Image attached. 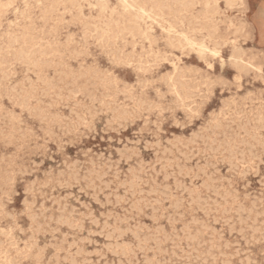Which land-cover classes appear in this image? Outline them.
<instances>
[{"label":"rangeland","instance_id":"rangeland-1","mask_svg":"<svg viewBox=\"0 0 264 264\" xmlns=\"http://www.w3.org/2000/svg\"><path fill=\"white\" fill-rule=\"evenodd\" d=\"M163 1L0 0V264H264V0Z\"/></svg>","mask_w":264,"mask_h":264},{"label":"bare ground","instance_id":"bare-ground-1","mask_svg":"<svg viewBox=\"0 0 264 264\" xmlns=\"http://www.w3.org/2000/svg\"><path fill=\"white\" fill-rule=\"evenodd\" d=\"M165 1H167V0H164L163 2H165ZM184 1V0H183ZM122 2H123V4H124V6H125V8L126 9H130V10H132V11H135L136 13H138V15H139V18H144V17H147V18H149V19H152L153 18V16H152V14H154V13H152V12H148V10L145 8V7H143V6H141L138 2H137V0H122ZM23 3V2H22ZM25 3V2H24ZM111 3V2H110ZM172 3V2H171ZM26 4V3H25ZM160 5V4H159ZM120 6V5H119ZM162 6H164V5H162ZM170 6H172V4L170 5ZM170 6L168 7V8H170ZM184 6H186L185 4H183V7ZM165 7V6H164ZM166 8V7H165ZM185 10V9H184ZM192 10V9H191ZM201 10V9H200ZM132 11H130V12H132ZM15 12H17L16 10H15ZM159 12V11H158ZM207 13V12H206ZM157 15V14H156ZM155 15V16H156ZM217 15V14H216ZM78 16V15H77ZM76 16V17H77ZM98 16V15H97ZM154 16V17H155ZM178 16V15H177ZM79 19V18H78ZM161 19V18H160ZM17 20V19H16ZM150 22V21H149ZM155 22V21H154ZM159 22V21H158ZM24 25V24H23ZM157 25V24H156ZM160 26V25H159ZM170 26V25H169ZM164 27V26H163ZM76 28V27H75ZM161 28V27H160ZM180 28V27H179ZM161 30V29H160ZM193 30V29H192ZM191 30V31H192ZM190 31V30H189ZM144 32V31H143ZM173 32V31H172ZM194 32H196V31H194ZM193 32V33H194ZM169 34V33H168ZM199 34V33H198ZM173 35H174V33H173ZM98 37V36H97ZM166 37V36H165ZM174 37V36H173ZM182 37V36H181ZM180 37V38H181ZM67 38H69V37H67ZM177 38V37H176ZM178 39H179V37H178ZM181 39H184V38H181ZM210 39V38H209ZM149 40V39H148ZM173 40V39H172ZM185 40L186 41H189L190 42V39H188L187 37H185ZM65 41H67V40H65ZM175 41V40H174ZM179 41V40H178ZM200 41V40H199ZM75 42V41H74ZM148 42V41H147ZM198 42V41H197ZM173 43V42H172ZM171 43V44H172ZM180 43V42H179ZM184 43H187V42H185L184 41ZM193 43V42H192ZM68 44V43H67ZM176 44V43H175ZM188 44V43H187ZM167 47H168V45H166ZM187 46V45H186ZM220 46V45H219ZM201 47V46H200ZM199 47V48H200ZM206 47V46H205ZM169 49V48H168ZM242 49V48H241ZM240 49V50H241ZM198 50V49H197ZM239 50V51H240ZM75 51V50H74ZM211 51V50H210ZM3 52V51H2ZM110 53H111V51H110ZM116 53V52H115ZM75 54H76V52H75ZM134 55V54H133ZM216 55V54H215ZM241 55V54H240ZM135 56V55H134ZM79 57V56H78ZM184 58V57H183ZM233 58H235V57H233ZM122 59V58H121ZM237 59V58H236ZM173 60V59H172ZM231 60V59H230ZM234 60V59H233ZM251 60H252V58H251ZM124 61V60H123ZM76 62V61H75ZM82 62V61H81ZM127 62V61H126ZM244 62V61H243ZM111 63V62H110ZM124 65V64H123ZM139 65V64H138ZM236 65H237V61H236ZM141 66V65H140ZM155 66V65H154ZM188 67V66H187ZM83 68V67H82ZM147 68V67H146ZM233 68V67H232ZM243 68V67H242ZM84 69V68H83ZM140 69H141V67H140ZM222 69V68H221ZM197 70V69H196ZM248 70V69H247ZM255 70H257V69H255ZM108 71V70H107ZM58 72V71H57ZM239 72V71H238ZM87 73V72H86ZM97 73H99V70H98V72ZM168 73V72H167ZM246 74H248V73H246ZM103 75V74H102ZM105 75V74H104ZM103 75V76H104ZM179 75H181V74H179ZM106 76V75H105ZM169 76V75H168ZM234 76V75H233ZM247 76V75H246ZM73 77V76H72ZM84 77V76H83ZM110 77V76H109ZM52 78V77H51ZM80 78V77H79ZM207 78V77H206ZM205 78V79H206ZM58 79V78H57ZM91 79H93V78H91ZM97 79H99V78H97ZM100 80V79H99ZM103 80V82H104V79H102ZM75 81H76V79H75ZM175 81V80H174ZM206 81H208V80H206ZM28 82V81H27ZM55 82V81H54ZM61 82V81H60ZM107 82V81H106ZM105 82V83H106ZM110 83H111V80L109 81ZM167 82V81H166ZM190 82V81H189ZM226 82V81H225ZM58 83V82H57ZM63 83V82H62ZM75 83V82H74ZM197 83V82H196ZM203 83V82H202ZM208 83V82H207ZM30 84H32V83H30ZM76 84V83H75ZM94 84H95V82H94ZM178 84V83H177ZM186 85H187V83H185ZM189 84V83H188ZM230 84H231V82H230ZM52 85V84H51ZM72 85V84H71ZM92 85V84H91ZM96 85V84H95ZM111 85V84H110ZM141 85H142V83H141ZM168 85V84H167ZM169 85H170V82H169ZM168 85V86H169ZM174 85H175V83H174ZM193 85V84H192ZM234 85V84H233ZM70 86V85H69ZM125 86V85H124ZM166 86V85H165ZM173 86V85H172ZM185 86V85H184ZM194 86V85H193ZM225 86V85H224ZM15 87V86H14ZM30 87V86H29ZM74 87V86H73ZM76 87V86H75ZM104 87V86H103ZM113 87V86H112ZM111 86H110V88H112ZM142 87H143V85H142ZM151 87V86H150ZM167 87V86H166ZM176 87V86H175ZM174 87V88H175ZM191 87V86H190ZM70 88H72V87H70ZM84 88V87H83ZM83 88H81V89H83ZM177 88V87H176ZM175 88V89H176ZM179 88V87H178ZM181 88V87H180ZM188 88V87H187ZM95 89V88H94ZM103 89V88H102ZM123 89V88H122ZM169 89V88H168ZM173 89V88H172ZM181 89H183V88H181ZM12 90V89H11ZM75 89H73V91H74ZM92 90V89H91ZM91 90H87L88 91V93H90L91 94ZM96 90V89H95ZM146 90V89H145ZM15 91V90H14ZM22 91V90H21ZM70 91V90H69ZM77 91H80V89L78 90V88H77ZM76 91V92H77ZM93 91V90H92ZM96 91H99V90H96ZM172 91H174V90H172ZM179 91H181V90H179ZM27 92V91H26ZM75 92V91H74ZM81 92V91H80ZM83 92V91H82ZM81 92V93H82ZM104 92V91H103ZM127 92V91H126ZM125 92V93H126ZM176 92H178V91H176ZM23 93V92H22ZM43 93V92H42ZM81 93H79L80 95H81ZM163 93V92H162ZM180 93H182L183 94V92L181 91ZM180 93H179V95H180ZM249 93H250V91H249ZM248 93V94H249ZM70 94H71V92H70ZM73 94H75V93H73ZM84 94H86V92L84 93ZM94 94V93H93ZM123 94V93H122ZM192 94V93H191ZM209 94V93H208ZM92 95V94H91ZM90 95V96H91ZM102 95V94H101ZM128 95V94H127ZM156 95H157V93H156ZM196 95V94H195ZM46 96V95H45ZM77 96V95H76ZM86 96V95H85ZM181 96V95H180ZM191 96V95H190ZM84 97V96H83ZM87 97H89V95H87ZM93 97V96H92ZM97 97V96H96ZM99 97V96H98ZM104 97H105V95H104ZM115 98H116V96H114ZM124 97V96H123ZM128 96H126V98H127ZM156 97H158V95L156 96ZM246 97V96H245ZM21 98V97H20ZM45 98V97H44ZM94 98V97H93ZM106 99H107V97H105ZM104 98V99H105ZM160 98V97H159ZM159 98H158V100H159ZM183 98V97H182ZM182 98H179V99H182ZM209 98V97H208ZM8 99V98H7ZM89 99V98H88ZM90 99H91V97H90ZM95 99V98H94ZM99 99V98H98ZM130 98H128V100H129ZM132 100H133V98H131ZM198 99V98H197ZM26 100H27V98H26ZM93 100V99H92ZM157 100V101H158ZM176 100H177V98H176ZM24 101V100H23ZM86 101V100H85ZM90 101V100H89ZM104 101V100H103ZM126 101V100H125ZM138 101H139V99H138ZM190 101V100H189ZM222 101V100H221ZM235 101V100H234ZM251 101V100H250ZM249 101V102H250ZM28 102V101H27ZM253 102V101H252ZM23 103V102H22ZM39 103V102H38ZM81 103V102H80ZM102 103V102H101ZM106 103V102H105ZM110 103V102H109ZM139 103V102H138ZM201 103H203L204 104V102H201ZM227 103V102H226ZM233 103V102H232ZM251 103V102H250ZM79 104V103H78ZM77 104V105H78ZM157 104V103H156ZM174 104V103H173ZM193 104V103H192ZM191 104V105H192ZM28 105V104H27ZM74 105V104H73ZM157 105H160V104H157ZM186 105H188V104H186ZM223 105V104H222ZM231 105V104H230ZM240 105V104H239ZM25 106V105H24ZM104 106V105H103ZM161 106V105H160ZM238 106V105H237ZM122 107V106H121ZM150 107V106H149ZM192 107V106H191ZM232 107H234V106H232ZM238 107H240V106H238ZM64 108V107H63ZM103 108H105V106L103 107ZM151 108V107H150ZM244 108V107H243ZM89 109V108H88ZM96 109V108H95ZM107 109V108H106ZM109 109V108H108ZM114 109H115V107H114ZM121 109V108H120ZM123 109V108H122ZM132 109V108H131ZM178 109V108H177ZM188 109V108H187ZM195 109V108H194ZM193 109V110H194ZM230 109H231V107H230ZM42 110V109H41ZM72 110V109H71ZM90 110H91V108H90ZM99 110H101V109H99ZM99 110H97L98 112H99ZM118 110V109H117ZM116 110V111H117ZM197 110H199V109H197ZM87 111V110H86ZM94 111H96V110H94ZM102 111V110H101ZM134 111V110H133ZM148 111H151V110H149L148 109ZM260 111V110H259ZM97 112V113H98ZM107 112V110L105 111V113ZM192 112V111H191ZM198 112V111H197ZM238 112V111H237ZM21 113V112H20ZM70 113H71V111H70ZM117 113V112H116ZM193 113H195V112H193ZM228 113V112H227ZM76 114V113H75ZM95 114H96V112H95ZM100 114H101V112H100ZM109 114V113H108ZM113 114V113H112ZM123 114H124V112H123ZM238 114V113H237ZM124 115H126V114H124ZM257 115V114H256ZM90 116V115H89ZM92 116V115H91ZM218 116V115H217ZM262 116V115H261ZM72 117V116H71ZM113 117V116H112ZM9 118V117H8ZM30 118V117H29ZM187 118H189V117H187ZM216 118V117H215ZM260 118V117H259ZM4 119H5V116H4ZM70 119V118H69ZM76 119H77V117H76ZM120 119V118H119ZM157 119V118H156ZM81 120V119H80ZM219 120V119H218ZM242 120V119H241ZM261 120V119H260ZM122 121V120H121ZM192 121V120H191ZM228 121V120H227ZM231 121V120H230ZM244 121V120H243ZM257 121H258V119H257ZM107 122H109V121H107ZM229 122V121H228ZM233 122V121H232ZM262 122V121H261ZM264 122V121H263ZM16 123H18V122H16ZM85 123H87V122H85ZM147 123V122H146ZM234 123V122H233ZM236 123V122H235ZM248 123V122H247ZM113 124V123H112ZM145 124V123H144ZM191 124V123H190ZM189 124V125H190ZM207 124H208V122H207ZM213 124V123H212ZM240 124H241V122H240ZM244 124V123H243ZM262 125H263V123H261ZM10 125V124H9ZM107 125V124H106ZM110 125V124H109ZM174 125V124H173ZM229 125H230V123H229ZM108 126V125H107ZM156 126V125H155ZM242 126V125H241ZM245 126V125H244ZM178 127V126H177ZM183 127V126H182ZM210 127V126H209ZM226 127V126H225ZM243 127V126H242ZM246 127H247V125H246ZM257 127V126H256ZM110 128V127H109ZM112 128H113V126H112ZM198 128H201V127H198ZM241 128V127H240ZM258 128V127H257ZM259 128H263V127H259ZM21 129V128H20ZM84 129V128H83ZM102 129V128H101ZM183 129V128H182ZM221 129V128H220ZM19 130V129H18ZM89 130V129H88ZM95 130V129H94ZM125 130V129H124ZM140 130V129H139ZM160 130V129H159ZM198 130H200V129H198ZM205 130H207L206 128H205ZM232 130V129H231ZM234 130V129H233ZM21 131V130H20ZM216 131V130H215ZM215 131H214V134H215ZM225 131H228V129H226ZM246 131V130H245ZM264 131V130H263ZM96 132V131H95ZM103 132V131H102ZM118 132V131H117ZM202 132V131H201ZM233 132V131H232ZM231 132V133H232ZM235 132V131H234ZM258 132V131H257ZM136 133H138V132H136ZM200 133V132H199ZM203 133V132H202ZM201 133V134H202ZM211 133H213L212 131H211ZM236 133V132H235ZM247 133V132H246ZM196 134H197V132H196ZM229 134V133H228ZM239 134V133H238ZM248 134V133H247ZM2 135V134H1ZM26 135V134H25ZM63 135V134H62ZM96 135H98L97 133H96ZM190 135V134H189ZM234 134H232L231 136H233ZM249 135V134H248ZM3 136V135H2ZM194 137H195V135H193ZM198 136V135H197ZM200 136V135H199ZM202 136V135H201ZM201 136H200V139H201ZM221 136V135H220ZM230 136V135H229ZM238 136V135H237ZM245 136V135H244ZM256 136V135H255ZM255 136H253V137H255ZM88 138V137H87ZM233 138H235V137H233ZM239 138V137H238ZM250 138V137H249ZM262 138H264V137H262ZM16 140V139H15ZM235 140V139H234ZM242 140V139H241ZM259 140V139H258ZM19 142V141H18ZM22 142V141H21ZM195 142V141H194ZM223 142V140H221V143ZM158 143H159V141H158ZM243 143V142H242ZM241 143V144H242ZM249 143V142H248ZM247 143V144H248ZM259 143V142H258ZM189 144V143H188ZM196 144V143H195ZM262 144V143H261ZM260 144V145H261ZM146 145V144H145ZM232 145V144H231ZM197 146V145H196ZM223 146H226V144L225 145H223ZM259 146V145H258ZM208 147V146H207ZM262 147V146H261ZM249 148V147H248ZM253 148V147H252ZM59 149H60V147H59ZM186 149H188V148H186ZM213 149H215L216 150V148H213ZM212 149V150H213ZM247 149V148H246ZM262 149V148H261ZM119 150V149H118ZM190 150V149H189ZM192 150H195V149H192ZM207 150V149H206ZM214 150V151H215ZM218 150V149H217ZM82 151V150H81ZM188 150H186V152H187ZM220 151V150H219ZM226 151V150H225ZM243 151V150H242ZM53 152V151H52ZM123 152V151H122ZM125 153H126V150L124 151ZM184 152V151H183ZM193 152V151H192ZM229 152H230V150H229ZM178 153V152H177ZM212 153V152H211ZM239 153V152H238ZM249 153V152H248ZM96 154V153H95ZM188 154V153H187ZM215 154V153H214ZM235 154H237V153H235ZM241 154V153H240ZM102 155V154H101ZM110 155V154H109ZM108 155V156H109ZM128 155V154H127ZM166 155V154H165ZM164 155V156H165ZM198 155H199V151H198ZM133 156V155H132ZM155 156V155H154ZM181 156V155H180ZM195 156V155H194ZM232 155L230 154V157H231ZM99 157V156H98ZM110 157V156H109ZM188 157V156H187ZM197 157V156H196ZM257 157V156H256ZM155 158V157H154ZM211 158V157H210ZM233 158V157H232ZM253 158H254V156H253ZM92 159V158H91ZM121 159V158H120ZM194 159V158H193ZM255 159V158H254ZM157 160V159H156ZM225 161V159L223 160V162ZM76 162V161H75ZM92 162V161H91ZM142 162V161H141ZM205 162V161H204ZM32 163H34V162H32ZM65 163H66V161H65ZM77 163V162H76ZM106 163V162H105ZM126 163V162H125ZM166 163V162H165ZM164 163V164H165ZM244 163V162H243ZM34 164H37V163H34ZM87 164V163H86ZM103 164V166H104V163H102ZM111 164V163H110ZM78 165V164H77ZM120 165V164H119ZM155 165V164H154ZM211 166H212V163L210 164ZM35 166V165H34ZM74 166V165H73ZM76 166V165H75ZM74 166V167H75ZM81 166V165H80ZM79 166V167H80ZM116 167H117V165H115ZM183 166V165H182ZM231 166V165H230ZM59 167V166H58ZM70 167V166H69ZM68 167V168H69ZM78 167V166H77ZM49 168V167H48ZM76 168V167H75ZM94 168V167H93ZM118 168V167H117ZM135 168V167H134ZM153 168V167H152ZM155 168V167H154ZM67 169V168H66ZM80 169H82V168H80ZM114 169V168H113ZM213 169V168H212ZM258 169H259V167H258ZM257 169V170H258ZM52 170V169H51ZM50 170V171H51ZM69 170L70 169H68V172L67 173H69ZM227 170V169H226ZM34 171V170H33ZM72 171V170H71ZM129 171V170H128ZM215 171V170H214ZM246 171H248V170H246ZM60 172V171H59ZM62 172V171H61ZM64 172V171H63ZM86 172H88V171H85V173ZM109 172V171H108ZM148 172V171H147ZM216 172V171H215ZM249 172V171H248ZM26 172H24V174H25ZM66 173V172H65ZM64 173V174H65ZM79 173V172H78ZM91 173V172H90ZM158 173V172H157ZM205 173V172H204ZM217 173V172H216ZM258 174H259V172H257ZM30 173H28L26 176H28ZM92 175H93V173H91ZM110 174V173H109ZM242 174V173H241ZM248 174V173H247ZM32 175V174H31ZM49 175V174H48ZM51 175V174H50ZM58 175H59V173H58ZM60 175H62V174H60ZM75 175V174H74ZM81 175V174H80ZM105 175H106V173H105ZM104 175V176H105ZM115 175V174H114ZM131 175V174H130ZM211 175V174H210ZM30 176V175H29ZM44 177H45V175H43ZM64 176V175H63ZM67 176V175H66ZM172 176H175V175H172ZM246 176H249V175H246ZM255 176V175H254ZM256 176H257V174H256ZM59 177H62V176H59ZM65 177V176H64ZM68 177V176H67ZM72 177V176H71ZM78 177V176H77ZM87 177V176H86ZM89 177V176H88ZM106 177H107V175H106ZM114 177V176H113ZM37 178V177H36ZM75 178H76V175H75ZM79 178V177H78ZM83 178V177H82ZM127 178V177H126ZM153 178V177H152ZM166 178H168V177H166ZM35 179V178H34ZM51 179V178H50ZM68 179V178H67ZM84 179V178H83ZM164 179H165V177H164ZM82 180V179H81ZM88 180V179H87ZM103 180V179H102ZM58 181H59V179H58ZM84 181V180H83ZM228 181H231V180H228ZM35 182V181H34ZM87 182V181H86ZM89 182V181H88ZM100 182V181H99ZM110 182V181H109ZM146 182V181H145ZM153 182V181H152ZM33 183V182H32ZM36 183H37V181H36ZM35 183V184H36ZM50 183V182H49ZM49 183H48V186H49ZM58 183H60V182H58ZM106 183V182H105ZM112 183V182H111ZM134 183V182H133ZM213 183V182H212ZM34 184V183H33ZM69 184V183H68ZM81 184V183H80ZM120 184V183H119ZM153 184H154V182H153ZM185 184V183H184ZM250 184V183H249ZM155 185V184H154ZM262 185V184H261ZM66 186H67V184H66ZM80 186V185H79ZM184 186V185H183ZM32 187V186H31ZM38 187V186H37ZM36 187V188H37ZM68 187V186H67ZM87 187V186H86ZM178 187L179 186H177V189H178ZM196 187V186H195ZM221 187H222V185H221ZM30 188V187H29ZM43 188V187H42ZM47 188V187H46ZM58 188H60V187H58ZM64 188V187H63ZM82 188V187H81ZM131 188V187H130ZM176 188V187H175ZM184 188V187H183ZM32 189V188H31ZM95 189V188H94ZM108 189V188H107ZM106 189V190H107ZM26 190H28V189H26ZM33 190H34V188H33ZM60 190H61V188H60ZM160 190H161V188H160ZM165 190V189H164ZM180 190V189H179ZM178 190V191H179ZM29 191H31L32 192V190H29ZM101 191V190H100ZM117 191V190H116ZM157 191V190H156ZM181 191V190H180ZM53 192V191H52ZM164 192V191H163ZM162 192V193H163ZM166 192H167V190H166ZM176 192V191H175ZM184 192V191H183ZM213 192V191H212ZM215 192V191H214ZM25 193V192H24ZM135 193V192H134ZM155 193V192H154ZM168 193V192H167ZM189 193V192H188ZM253 193V192H252ZM26 194V193H25ZM72 194V193H71ZM169 194H171V193H169ZM256 194V193H255ZM127 195V194H126ZM135 195V194H134ZM160 195V194H159ZM162 195V194H161ZM167 195V194H166ZM45 196V195H44ZM44 196H42V197H44ZM65 196V195H64ZM72 196V195H71ZM70 196V197H71ZM87 196V195H86ZM95 196V195H94ZM246 196V195H245ZM69 197V198H70ZM88 197V196H87ZM221 197V196H220ZM36 198V197H35ZM41 198V197H40ZM52 198V197H51ZM79 198V197H78ZM103 198H104V196H103ZM107 198H109V197H107ZM118 198V197H117ZM250 198V197H249ZM256 198V197H255ZM24 199V198H23ZM116 199V198H115ZM206 199V198H205ZM222 199V198H221ZM258 199V198H257ZM256 199V200H257ZM50 200V199H49ZM48 200V201H49ZM63 200V199H62ZM62 200H59V201H62ZM65 200H66V198H65ZM77 200V199H76ZM94 200V199H93ZM224 200V199H223ZM255 200V199H254ZM75 201V200H74ZM107 201V200H106ZM116 201H118V200H116ZM181 202H182V200H180ZM211 201V200H210ZM259 201V200H258ZM55 202V201H54ZM64 202V201H63ZM77 202V201H76ZM94 202V201H93ZM102 202V201H101ZM206 202V201H205ZM225 202V201H224ZM257 202V201H256ZM260 202V201H259ZM13 203H14V201H13ZM33 203V202H32ZM57 203V202H56ZM81 203V202H80ZM84 203V202H83ZM173 203H175V202H173ZM183 203V202H182ZM226 203V202H225ZM23 204V203H22ZM54 204V203H53ZM117 204V203H116ZM218 204V203H217ZM253 204V203H252ZM31 205V204H30ZM41 205V204H40ZM42 205H44V203H42ZM68 205V204H67ZM81 205V204H80ZM86 205V204H85ZM88 205V204H87ZM120 205V204H119ZM227 205V204H226ZM69 206V205H68ZM253 206V205H252ZM59 207H60V205H59ZM64 207H65V205H64ZM72 207V206H71ZM102 207V206H101ZM175 207V206H174ZM83 208V207H82ZM104 208V207H103ZM243 208H245V207H243ZM61 209V208H60ZM68 209V208H67ZM122 209V208H121ZM177 208H175V210H176ZM199 209V208H198ZM255 209H257V208H255ZM16 210V209H15ZM21 210V209H20ZM38 210V209H37ZM41 210V209H40ZM79 210V209H78ZM258 210V209H257ZM23 211V210H22ZM48 211V210H47ZM154 211V210H153ZM152 211V212H153ZM240 211V210H239ZM238 211V212H239ZM245 211V210H244ZM249 211V210H248ZM264 211V210H263ZM40 212V211H39ZM44 212V211H43ZM49 212V211H48ZM72 212H74V211H72ZM212 212V211H211ZM251 212V211H250ZM58 213V212H57ZM60 213V212H59ZM77 213V212H76ZM83 213V212H82ZM111 213V212H110ZM127 213V212H126ZM154 213V212H153ZM249 213V212H248ZM51 214V213H50ZM62 213H60V215H61ZM67 214V213H66ZM74 214V213H73ZM107 214V213H106ZM213 214V213H212ZM217 214H218V212H217ZM251 214V213H250ZM59 215V214H58ZM91 215V214H90ZM101 215V214H100ZM259 215V214H258ZM264 215V214H263ZM262 215V216H263ZM10 216V215H9ZM13 216V215H12ZM11 216V217H12ZM63 216V215H62ZM66 216V215H65ZM72 216V215H71ZM76 216H77V214H76ZM185 216V215H184ZM242 217H243V215H241ZM246 216V215H245ZM59 217V216H58ZM64 217V216H63ZM88 218H89V216H87ZM248 217V216H247ZM14 218V217H13ZM36 218V217H35ZM34 218V219H35ZM53 218H54V216H53ZM74 218V217H73ZM107 218H108V216H107ZM12 219V218H11ZM15 219V218H14ZM28 219V218H27ZM31 218H29V220H30ZM58 219V218H57ZM64 219V218H63ZM115 219V218H114ZM184 219V218H183ZM53 220V219H52ZM116 220V219H115ZM178 220V219H177ZM248 220V219H247ZM250 220V219H249ZM110 221V220H109ZM255 221V220H254ZM33 222V221H32ZM58 222V221H57ZM105 222V221H104ZM103 222V223H104ZM179 222V221H178ZM225 222V221H224ZM256 222V221H255ZM16 223V222H15ZM59 223V222H58ZM90 223V222H89ZM155 223V222H154ZM215 223V222H214ZM14 224V223H13ZM52 224V223H51ZM92 224H94V223H92ZM263 224V223H262ZM261 224V225H262ZM60 225H62V224H60ZM200 225H202V224H200ZM255 225V224H254ZM264 225V224H263ZM16 226V225H15ZM67 226V225H66ZM69 226V225H68ZM105 226V225H104ZM111 226V225H110ZM135 226V225H134ZM39 227V226H38ZM184 227V226H183ZM202 227V226H201ZM257 227V226H256ZM264 227V226H263ZM29 228V227H28ZM85 228V227H84ZM193 228H195V227H193ZM38 229V228H37ZM77 229V228H76ZM111 229V228H110ZM181 229V228H180ZM203 229V228H202ZM241 229V228H240ZM260 229V228H259ZM83 230V229H82ZM221 230V229H220ZM37 231V230H36ZM39 231H40V229H39ZM38 231V232H39ZM60 231V230H59ZM247 231V230H246ZM123 232V231H122ZM198 232V231H197ZM24 233V232H23ZM90 233V232H89ZM113 233V232H112ZM253 233H254V231H253ZM1 234V233H0ZM3 234V233H2ZM22 234V233H21ZM31 234H33V233H31ZM77 234V233H76ZM81 234V233H80ZM123 233H121V235H122ZM139 234H141L140 232H139ZM145 234V233H144ZM144 234H143V236H144ZM182 234V233H181ZM219 234V233H218ZM248 234V233H247ZM49 235V234H48ZM68 235V234H67ZM83 235V234H82ZM123 235H125V234H123ZM122 235V236H123ZM131 235V234H130ZM196 235H197V233H196ZM257 235V234H256ZM5 236V235H4ZM7 236V235H6ZM96 236V235H95ZM184 236V235H183ZM190 236V235H189ZM252 236V235H251ZM33 237V236H32ZM70 237H72V236H70ZM101 237V236H100ZM107 237V236H106ZM118 237V236H117ZM191 237H193V236H191ZM200 237V236H199ZM204 237V236H203ZM203 237H201V238H203ZM248 237V236H247ZM30 238V237H29ZM45 238V237H44ZM119 238H120V236H119ZM144 238V237H143ZM188 238V237H187ZM186 238V239H187ZM205 238V237H204ZM243 238V237H242ZM124 239V238H123ZM136 239V238H135ZM178 240V239H177ZM251 240H252V238H251ZM258 240V239H257ZM257 240H256V242H257ZM26 241V240H25ZM65 241V240H64ZM64 241H62L63 243H64ZM145 241V240H144ZM254 241V240H253ZM35 242V241H34ZM69 242V241H68ZM74 242V241H73ZM204 242V241H203ZM202 242V243H203ZM217 242V241H216ZM225 242V241H224ZM249 242V241H248ZM258 242H259V240H258ZM51 243V242H50ZM62 243V244H63ZM171 243V242H170ZM209 243H211V242H209ZM261 243V242H260ZM263 243V242H262ZM96 244V243H95ZM128 244V243H127ZM174 244V243H173ZM195 244H197V243H195ZM199 244V243H198ZM257 244H259V243H257ZM38 244H36L35 246H37ZM46 246H47V244H45ZM57 245V244H56ZM98 245V244H97ZM187 245V244H186ZM225 245H226V243H225ZM252 245V244H251ZM24 246V245H23ZM69 246V245H68ZM75 246V245H74ZM195 246V245H194ZM198 246V245H197ZM253 246V245H252ZM251 246V247H252ZM58 247H59V245H58ZM57 247V248H58ZM60 247H61V244H60ZM62 247H63V245H62ZM61 247V248H62ZM138 247H139V245H138ZM146 247V246H145ZM247 247H249V246H247ZM254 247V246H253ZM64 248V247H63ZM117 248V247H116ZM171 248V247H170ZM206 248V247H205ZM227 248V247H226ZM226 248H225V250H226ZM84 249V248H83ZM82 249V250H83ZM114 249V248H113ZM122 249V248H121ZM187 249H188V247H187ZM228 249V248H227ZM123 250V249H122ZM69 251V250H68ZM96 251V250H95ZM213 251V250H212ZM219 251V250H218ZM238 251V250H237ZM245 251V250H244ZM46 252V251H45ZM181 252V251H180ZM247 252H249V251H247ZM251 252V251H250ZM84 253V252H83ZM89 253H92V251L91 252H89ZM171 253H172V251H171ZM178 253V252H177ZM213 253V252H212ZM1 254V253H0ZM94 255H95V253H93ZM176 254V253H175ZM208 254V253H207ZM91 255V254H90ZM114 255V254H113ZM123 255V254H122ZM159 256H160V253L158 254ZM242 255V254H241ZM253 255V254H252ZM72 256V255H71ZM116 256V255H115ZM196 256V255H195ZM230 256V255H229ZM51 257V256H50ZM118 257V256H117ZM128 257V256H127ZM204 257V256H203ZM214 257V256H213ZM226 257V256H225ZM249 257V256H248ZM194 258V257H193ZM207 258V257H206ZM209 258V257H208ZM233 258V257H232ZM251 258V257H250ZM101 259V258H100ZM99 259V260H100ZM103 259V258H102ZM142 259V258H141ZM164 259V258H163ZM204 259V258H203ZM212 259V258H211ZM216 259H218V258H216ZM69 260V259H68ZM175 260V259H174ZM178 260V259H177ZM177 260H175V261H177ZM195 260H196V258H195ZM246 260V259H245ZM61 261H62V259H61ZM64 261V260H63ZM67 261V260H66ZM138 261V260H137ZM146 261V260H145ZM223 261V260H222ZM254 261V260H253ZM43 262V261H42ZM60 262V261H59ZM83 262V261H82ZM85 262V261H84ZM89 262H91V261H89ZM88 262V263H89ZM180 262V261H179ZM179 262L177 263V264H179ZM198 262H199V260H198ZM241 262V261H240ZM248 262V261H247ZM97 263H100V262H97ZM122 263V262H121ZM132 263V262H131ZM182 263V262H181ZM256 263V262H255ZM263 263V262H262ZM79 264V263H78ZM113 264H114V262H113ZM144 264V263H143ZM176 264V263H175ZM257 264V263H256Z\"/></svg>","mask_w":264,"mask_h":264}]
</instances>
